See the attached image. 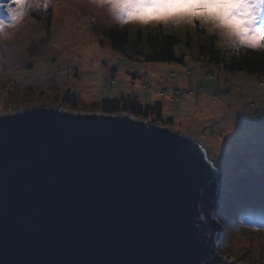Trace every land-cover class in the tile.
<instances>
[{"label": "water", "instance_id": "1", "mask_svg": "<svg viewBox=\"0 0 264 264\" xmlns=\"http://www.w3.org/2000/svg\"><path fill=\"white\" fill-rule=\"evenodd\" d=\"M217 175L199 141L128 113L0 115V264H236Z\"/></svg>", "mask_w": 264, "mask_h": 264}, {"label": "rangeland", "instance_id": "2", "mask_svg": "<svg viewBox=\"0 0 264 264\" xmlns=\"http://www.w3.org/2000/svg\"><path fill=\"white\" fill-rule=\"evenodd\" d=\"M7 2L0 1V19L7 16L3 7ZM111 25L127 29L131 38L136 30L178 35L181 43L175 52L184 56L183 62L129 61L109 47L103 31ZM7 31L8 35L0 38V115L38 106L67 113H100L96 106L102 98L133 95L142 105L158 101L159 119L170 118L169 127L199 141L214 165L220 149L227 147L222 137L235 131L239 117H246L243 130L253 140L249 166L254 173L246 181L247 196L261 199L264 80L243 71L230 73L199 60L198 45L205 44L210 34L216 35L218 50L228 54L233 51L216 32L209 30V25L159 20L121 26L105 7L91 0H48V7L30 11L18 27ZM196 87L204 92L174 96L178 91ZM152 119L142 121L162 125ZM222 180L220 174V183ZM220 194L218 211L224 199ZM216 220L222 227L216 238L224 259L236 264H259L264 260V229L241 221L240 216L227 228L217 216ZM227 231L230 238L224 249Z\"/></svg>", "mask_w": 264, "mask_h": 264}, {"label": "snow or ice", "instance_id": "3", "mask_svg": "<svg viewBox=\"0 0 264 264\" xmlns=\"http://www.w3.org/2000/svg\"><path fill=\"white\" fill-rule=\"evenodd\" d=\"M32 2L33 0H8L3 5L7 16L0 19V33L5 26H14ZM91 2L117 8L122 23L139 21L146 24L149 19L169 20L177 24L200 21L202 24L224 29L231 37L230 47L233 51L264 48V0H91ZM43 6L48 7V0H43ZM246 119L239 117L235 131L222 137L227 147L220 149V156L215 164L218 170L217 180H220V174L223 175L218 191L238 214L243 212L244 205H250L252 214L264 219V128L260 133L261 199L253 200L247 198L249 188L246 181L254 173L249 166L253 158V140L246 136L243 130ZM174 139H179L183 144L192 143L185 138Z\"/></svg>", "mask_w": 264, "mask_h": 264}, {"label": "trees", "instance_id": "4", "mask_svg": "<svg viewBox=\"0 0 264 264\" xmlns=\"http://www.w3.org/2000/svg\"><path fill=\"white\" fill-rule=\"evenodd\" d=\"M103 35L108 38L109 47L129 61L138 60L142 63H182L184 59L183 55L179 57L175 52L176 47L181 43L180 37L176 34L162 31L149 33L144 30H136L134 36L131 38L127 29L111 25L103 31ZM216 39L215 34H210L205 44L200 43L198 45L197 54L199 55V60L208 65H215L218 68L222 67L230 73L243 71L250 76L255 75L259 79L264 80V49L232 51L228 54L216 48ZM160 108L161 105L158 101L154 104L142 105L137 100V97L133 95H121L113 99L102 98L96 106V109L100 113L108 115L128 113L135 119L146 120L147 118H153V121L158 120L164 126H171L172 120L170 118L168 120L159 119ZM247 198L251 199L248 196ZM222 202V209L215 216H217L218 221L223 227H230V224L236 223L235 219L240 216L242 218L241 221H245L246 223L249 221L256 228L264 229V219L252 214L253 210L250 205H244L243 212L238 214L237 211L233 210L231 204L226 203L224 199H222ZM229 236L230 231H227L224 249H226ZM259 264H264V260L259 262Z\"/></svg>", "mask_w": 264, "mask_h": 264}, {"label": "clouds", "instance_id": "5", "mask_svg": "<svg viewBox=\"0 0 264 264\" xmlns=\"http://www.w3.org/2000/svg\"><path fill=\"white\" fill-rule=\"evenodd\" d=\"M19 6L20 5H17V7H19ZM42 6H43L42 0H33V2L31 3V5L29 7H26L24 14L22 16H20V18L16 21V23H15L14 26H5L3 28L2 33H0V38L6 37L8 35V31H7L8 28L18 27L23 22L24 18L29 14L30 11L37 10L39 7H42ZM97 6H99V7H105L107 9L108 14L110 15V17L112 18V20L115 23H117V24H119L121 26H123L124 24H126V23H122V18L120 17L117 8H114V7L110 6V5H107V6L97 5ZM225 7H227V6H225ZM151 21H156V20H152V19H149L148 20V22H151ZM134 22H139V21H134ZM209 30L216 32L218 34V36L220 37V39L225 44H227L228 46H231V37H229L226 34V32H225L224 29L215 28V27H213L212 25L209 24Z\"/></svg>", "mask_w": 264, "mask_h": 264}, {"label": "built area", "instance_id": "6", "mask_svg": "<svg viewBox=\"0 0 264 264\" xmlns=\"http://www.w3.org/2000/svg\"><path fill=\"white\" fill-rule=\"evenodd\" d=\"M204 92V89H202L201 87H196V88H190L187 91H178L177 93L174 94V96L176 98H178L179 96H185V97H189L190 95H200Z\"/></svg>", "mask_w": 264, "mask_h": 264}, {"label": "crops", "instance_id": "7", "mask_svg": "<svg viewBox=\"0 0 264 264\" xmlns=\"http://www.w3.org/2000/svg\"><path fill=\"white\" fill-rule=\"evenodd\" d=\"M184 134H186V133H184ZM191 135V134H190Z\"/></svg>", "mask_w": 264, "mask_h": 264}, {"label": "bare ground", "instance_id": "8", "mask_svg": "<svg viewBox=\"0 0 264 264\" xmlns=\"http://www.w3.org/2000/svg\"><path fill=\"white\" fill-rule=\"evenodd\" d=\"M155 124V123H154ZM203 147V146H202Z\"/></svg>", "mask_w": 264, "mask_h": 264}]
</instances>
